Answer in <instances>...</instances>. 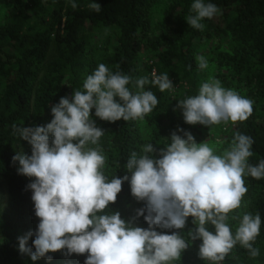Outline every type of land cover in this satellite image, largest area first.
<instances>
[{
  "label": "trees",
  "instance_id": "16d2710c",
  "mask_svg": "<svg viewBox=\"0 0 264 264\" xmlns=\"http://www.w3.org/2000/svg\"><path fill=\"white\" fill-rule=\"evenodd\" d=\"M159 1L94 0L101 7L95 11L89 7L90 0H75L76 8L69 0H0V188L8 190L6 206L0 192V264H33L19 251L18 240L35 232L39 223L28 188L34 178L19 175V165L12 160L20 151L31 155V145L20 139L13 126H46L53 119L51 107L62 97L71 98L75 89H82L87 76L101 63L112 72L130 76L133 83L145 76L151 80L154 70L157 75L168 73L175 90L160 92L146 85L145 90L156 95L158 104L143 120L102 121L93 110L92 118L105 134L98 146L89 147H98L104 155L102 171L109 180L130 175L125 168L127 159L133 152L142 155L144 145L152 143L158 159L177 129L195 137L194 125L185 123L177 105L186 96L198 94L208 69L220 71L215 78L221 84L253 102L248 119L237 122L222 149L241 133L253 140L248 163L257 165L264 159V0H211L220 11L202 21L203 30L186 22L193 14L192 0H171L161 33L155 34L152 11ZM101 50L103 56L99 57ZM198 56L207 59V69L198 68ZM129 87L136 91L132 84ZM244 180V206L229 214L228 224L235 232L244 213H259L262 224L253 246L260 249V255L251 258L237 244L221 264H264V179L246 176ZM145 206L124 183L116 202L105 211H119L122 219L131 221L136 210ZM134 224L149 227L143 217ZM195 227L189 217L185 228L178 230L189 247L175 264H187L192 253L197 255L194 264H211L199 257L202 241L192 242L188 237ZM34 238L27 245L33 251ZM49 255L54 256L51 262L41 259L36 264H84L87 257V253L68 256L66 250Z\"/></svg>",
  "mask_w": 264,
  "mask_h": 264
},
{
  "label": "clouds",
  "instance_id": "9594fccd",
  "mask_svg": "<svg viewBox=\"0 0 264 264\" xmlns=\"http://www.w3.org/2000/svg\"><path fill=\"white\" fill-rule=\"evenodd\" d=\"M69 2L77 7L75 0ZM89 7L101 9L94 0ZM219 11L211 0H192L193 14L186 22L203 30L202 21ZM196 59L200 70L208 68L204 56ZM149 84L160 92L174 89L168 73L157 75L154 70L151 80L145 76L133 83L130 76L112 72L101 63L87 76L82 89L51 107L53 119L46 126H13L20 139L31 145V155L20 151L12 160L19 165V175L34 178L28 188L39 223L35 232L18 240L19 251L33 264L41 259L51 262L54 256L49 253L64 250L68 256L87 253L84 264H171L189 247L178 231L185 228L189 217L196 227L188 237L192 242L202 241L199 257L205 262L221 264L237 244L251 258L260 255V249L253 246L262 224L259 213H244L235 232L228 224L229 214L241 208L247 192L244 177L264 179V159L257 165L248 163L253 155L251 137L236 133L218 155L207 141L198 144L190 132L180 128L160 150V158H154L156 148L148 143L142 155L133 152L127 159L125 168L130 175L110 180L104 175V155L98 147H89L98 146L105 134L92 118L93 110L102 121L143 120L158 104L156 95L145 90ZM252 103L209 78L197 95L179 100L177 107L185 123L212 129L247 120ZM124 183L130 185L135 199L146 202L131 221L122 219L119 211H105L116 202ZM140 217L149 225L147 229L135 226ZM157 228L177 231L167 234ZM33 236L34 251L27 247Z\"/></svg>",
  "mask_w": 264,
  "mask_h": 264
},
{
  "label": "rangeland",
  "instance_id": "374dc122",
  "mask_svg": "<svg viewBox=\"0 0 264 264\" xmlns=\"http://www.w3.org/2000/svg\"><path fill=\"white\" fill-rule=\"evenodd\" d=\"M171 2H172L171 0H160L159 3L154 7L152 11V23H153V30L155 34L161 33V24L164 21V13H165V10L168 8V6L171 4ZM102 53H103V50H101L98 53V56L102 57L103 56ZM221 74L222 73L218 70L208 69L206 70V73H205L204 82L208 81L209 78L217 79L215 77ZM222 86L226 88L224 84H222ZM171 91L172 93H174L175 90L172 89ZM180 115H182V110H180ZM236 124L237 122L235 124H232L230 122L227 125L221 124L218 126H213L212 129L209 127L200 125V124H196L193 127L195 129L194 138L198 144L207 141L209 145L214 149L215 154L221 155L224 151L222 149L223 143L224 141L230 138L231 134L235 130ZM0 192H1L3 205L6 206L8 202V190L6 186H2L0 188ZM243 206L244 205L242 204V207ZM196 259H197V255L192 253L190 256V261L187 264H194ZM171 264H175V263L172 261ZM181 264H186V263H181Z\"/></svg>",
  "mask_w": 264,
  "mask_h": 264
}]
</instances>
